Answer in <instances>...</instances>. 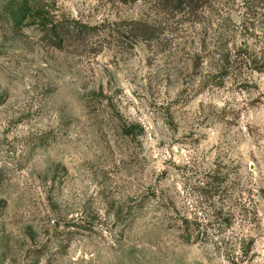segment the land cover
I'll return each mask as SVG.
<instances>
[{"label": "rangeland", "instance_id": "obj_1", "mask_svg": "<svg viewBox=\"0 0 264 264\" xmlns=\"http://www.w3.org/2000/svg\"><path fill=\"white\" fill-rule=\"evenodd\" d=\"M159 9L0 0V264H264V0ZM214 176L257 208L242 262L180 237Z\"/></svg>", "mask_w": 264, "mask_h": 264}, {"label": "trees", "instance_id": "obj_2", "mask_svg": "<svg viewBox=\"0 0 264 264\" xmlns=\"http://www.w3.org/2000/svg\"><path fill=\"white\" fill-rule=\"evenodd\" d=\"M206 0H161V12L163 16L168 14H182L183 17L195 18L203 9ZM42 17V16H41ZM40 27L44 31V37L55 47H61L63 36L85 37L97 31V27L89 26L78 21L70 22L67 26H50L42 17ZM160 26H154L146 22H134L130 32L134 37L154 39L159 37ZM67 30V33L64 31ZM221 74L216 75L217 80ZM216 183H215V182ZM214 184L205 183L200 187L199 206L192 215L183 216L179 225L180 237L186 243L212 244L223 257L236 263L242 262L248 256L253 245L250 232L259 223V216L250 190L247 196L242 194L236 198L233 186H224L222 178L214 176ZM241 199V202H238ZM202 201V202H201ZM208 203L205 208L202 204ZM236 223L241 224L242 231L239 235L229 230ZM247 228V230H244ZM246 231V232H245Z\"/></svg>", "mask_w": 264, "mask_h": 264}]
</instances>
